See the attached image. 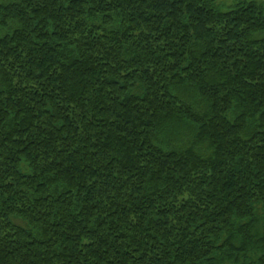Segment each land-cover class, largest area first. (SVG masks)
I'll return each mask as SVG.
<instances>
[{"label":"trees","instance_id":"1","mask_svg":"<svg viewBox=\"0 0 264 264\" xmlns=\"http://www.w3.org/2000/svg\"><path fill=\"white\" fill-rule=\"evenodd\" d=\"M0 264H264V4L0 0Z\"/></svg>","mask_w":264,"mask_h":264},{"label":"rangeland","instance_id":"2","mask_svg":"<svg viewBox=\"0 0 264 264\" xmlns=\"http://www.w3.org/2000/svg\"><path fill=\"white\" fill-rule=\"evenodd\" d=\"M237 0H217V4L222 9H229ZM264 4V0H258Z\"/></svg>","mask_w":264,"mask_h":264}]
</instances>
